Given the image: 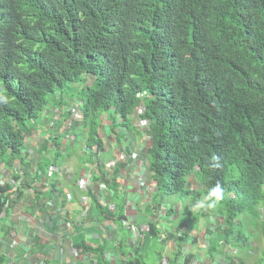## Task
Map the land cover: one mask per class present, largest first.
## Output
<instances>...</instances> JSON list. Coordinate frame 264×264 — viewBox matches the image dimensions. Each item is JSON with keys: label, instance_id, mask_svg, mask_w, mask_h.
<instances>
[{"label": "trees", "instance_id": "obj_1", "mask_svg": "<svg viewBox=\"0 0 264 264\" xmlns=\"http://www.w3.org/2000/svg\"><path fill=\"white\" fill-rule=\"evenodd\" d=\"M40 129L32 165L21 151ZM1 162L19 183L0 182L2 238L41 250L46 231L68 264H157L168 239L204 230L210 261L181 264H245L243 249L264 252V0H0ZM217 183L216 206L192 209ZM181 201L183 218L223 226L175 236L163 221Z\"/></svg>", "mask_w": 264, "mask_h": 264}, {"label": "crops", "instance_id": "obj_2", "mask_svg": "<svg viewBox=\"0 0 264 264\" xmlns=\"http://www.w3.org/2000/svg\"><path fill=\"white\" fill-rule=\"evenodd\" d=\"M136 143H137V140H136ZM138 160H143V159L138 158L137 160L134 161L133 165H135L136 161ZM134 174H146V168L144 167V165L140 163L138 167H136ZM122 177H125V175L122 174ZM135 185H136L135 181L129 182L128 186L130 187V190L132 192L138 191V188ZM135 199L136 197L132 196L133 202ZM19 209H21L20 205L17 207L14 214ZM126 212L128 215L137 214L136 209L134 208L132 204H128ZM24 222L26 225L30 226V222L27 219H25ZM7 223H9L8 225H13L14 221L10 220V218L9 220L7 219L3 220L1 227L3 225H7ZM2 234H5L3 228L0 230V255L4 256L5 262L7 264H68L67 255H63L61 250L56 251L55 249L50 247L52 245V242H56L60 244V240L55 239V237L53 236L49 237L48 233L42 234V232H40L39 234L40 239L38 241L43 246L42 248H40L41 250H32L34 249V247L37 248L36 242L34 241L35 239L30 237L26 233H23V234L16 233L13 237H11L10 235H7L8 238H6L5 236H3L2 238ZM191 247L192 246L188 245L184 249L185 253L188 252L189 249L191 251ZM162 250H170L169 245L167 243L163 244ZM242 252L243 251L241 252L238 251L239 254ZM260 253H261L260 251H255L254 255L258 256ZM262 253L264 252L262 251ZM182 260L183 258H182V255L180 254L177 264H181ZM227 264H231V263H227Z\"/></svg>", "mask_w": 264, "mask_h": 264}, {"label": "rangeland", "instance_id": "obj_3", "mask_svg": "<svg viewBox=\"0 0 264 264\" xmlns=\"http://www.w3.org/2000/svg\"><path fill=\"white\" fill-rule=\"evenodd\" d=\"M79 87H80V85H79ZM72 100H77V94H75L73 96ZM77 122L79 123L80 121L77 120ZM78 129H80V126H79ZM79 137H80V135L77 134V138H79ZM1 165H3L2 162L0 163V167H1ZM0 171L3 172L4 169L0 168ZM7 179H8L7 175H5V174L1 175L0 174V181H5ZM29 199H30V197H29ZM177 199H178L177 196H167V197H164L163 203H165V204H173V203H175L177 201ZM136 201H137V198L134 200V202L136 203ZM24 204H26L28 206L29 205V200H26V202ZM180 205H182V206L184 205L183 201H181ZM176 207L178 208V206H176ZM211 213L212 214L209 216V218H202L201 217V218H199L198 222H194L193 221V220H197V218H195V214L193 212H190L189 216L186 215L185 218H183L182 215H180L178 217H174L171 226H169V229H175V230L180 229L178 232L176 231L177 234L178 233H182V232H187V231H191L192 227H196V225L199 227L200 225L206 224L208 220H212V219L216 220V222L213 225L211 223L209 225H212L214 228L222 227L223 226L222 220H217V215L214 214L213 212H211ZM168 218H169V220H171L170 217H168ZM186 220H188L189 225H187V223L185 222ZM190 222H192V223H190ZM170 223L168 221H163L164 225H169ZM144 224H146V223H144ZM209 225H208V227H209ZM31 226H32V223H30V227ZM248 230L249 231H253L254 227L250 225L248 227ZM203 232H204L203 233V235H204L203 241L206 240V242H207L208 234L204 230H203ZM175 236H176V233H175ZM173 239H172V241L174 243H176ZM198 240H201V236L198 238ZM230 242H232V241H230ZM166 243L167 242H165L164 244H166ZM255 247H257V249L256 248L252 249V250L245 249V251L249 254V257H245V261H244L245 264H252L255 261L256 257L255 256L253 257V254H255V251H257V250L260 251L261 250L260 249V244H258V246L256 245ZM263 247H264V245H263ZM195 248L203 249V250H205V252H207V249H208V247H206L204 245H200V246L196 245ZM253 250H255V251H253ZM180 252H181L180 250H176L174 248H172L170 250H161L160 254H161L162 257H161V260L157 264H177L178 258L180 256ZM240 255H244V251L242 253H240L239 256Z\"/></svg>", "mask_w": 264, "mask_h": 264}, {"label": "clouds", "instance_id": "obj_4", "mask_svg": "<svg viewBox=\"0 0 264 264\" xmlns=\"http://www.w3.org/2000/svg\"><path fill=\"white\" fill-rule=\"evenodd\" d=\"M87 83L90 84L91 82H87ZM45 111H47L48 114H49L51 117L57 118V116H53V115H51V113H50V112H51V108H47V107H45L44 110H43L42 115L44 114ZM62 121H64V120L62 119V120H59L58 122H62ZM215 159H216V158L213 157V160H215ZM222 198H223V196H222V188H221L220 184L217 183L215 186L211 187V188L207 191V194H206L201 200H199V201H198V202L192 207V209H194V208H196V209H204V208H209V209H210V208H214V207L216 206V203H217L219 200H221ZM187 204H190V201L187 200ZM190 206H191V205H190ZM182 207H183L182 205H178L177 213H176L175 217H178V216L182 215V213H180V210H181ZM261 218L264 219V213H262ZM190 223H192V222H190ZM171 224H172V223H170L169 226H171ZM222 224H223V223H222ZM187 225H189V222H187ZM191 229H193V228H191ZM170 230H171V232H175V233H177L180 229H177V230H175V229H170ZM176 231H177V232H176ZM208 236H209V235H208ZM203 239H204V236H202V237H201V240H198L196 244H194V243L192 242V241H193L192 238H191V239H186V240L182 241L180 244H175V246H172V245H171V243H170V240H171V239H168V242H167V243H168L170 249L174 248V249H176V250H180V251H181L180 254L182 255V258H183L182 262L185 260V257H186V256H185V250H184V249H185L188 245H190V246H192V247H191V251H190V249H189L188 252H193L195 255H196V254H200V256L204 259V262H205V263H208V262L210 261V257H209V256H206V252H205V250H203V249H199V248H195L196 245H197V246L204 245V246H206V247L209 246L208 240H207V242H206V240L203 241ZM233 248H235V246H234ZM246 249H248V248H246ZM243 250H245V249H243ZM230 251H234V252H235V249L230 250ZM253 251H255V250H253ZM225 257H226V256H225ZM225 257H224V258H225ZM192 262H196L197 264H203L202 261H199V260H197V259H194ZM198 262H199V263H198ZM223 264H227V263H224V259H223Z\"/></svg>", "mask_w": 264, "mask_h": 264}, {"label": "built area", "instance_id": "obj_5", "mask_svg": "<svg viewBox=\"0 0 264 264\" xmlns=\"http://www.w3.org/2000/svg\"><path fill=\"white\" fill-rule=\"evenodd\" d=\"M43 116L47 117V119H52V120H56V121H59V120H62L60 117H57V118H54V117H51L47 111L44 112ZM64 125V127L66 128H69L70 127V123L66 122V121H62L60 122ZM140 124L143 126L144 123H141ZM48 133H46L45 131H43L42 129H40L39 131H34L33 133H31L30 135H26L25 136V143L28 145L27 148H24L22 149L21 151V157L24 159V162H28V163H31L32 165H35L36 161H37V158L39 157L40 154H42L41 150H40V141H39V138L42 137V136H47ZM52 135V134H51ZM25 144V145H26ZM13 164H20V160L19 158H15L14 160V163ZM32 168V167H31ZM2 174H7V172H1V175ZM87 180H88V176H87ZM6 181V180H5ZM5 181H0V182H5ZM7 181H10L11 183H14V186L12 187L11 189V193L13 194L14 191L17 190V186L19 185L18 182L16 181H12V179L9 177L7 179ZM25 203V202H24ZM20 205V203L18 204V206ZM25 206H27L26 204H24ZM130 216V215H129ZM26 219L32 223V225H37L36 224V219L34 218V216L32 215H26ZM160 220L157 222V224H160ZM147 225L145 224L144 227H146ZM42 234H46L47 232L46 231H42ZM172 246H175V243H171ZM194 264H197L196 262H193ZM199 263V262H198Z\"/></svg>", "mask_w": 264, "mask_h": 264}]
</instances>
